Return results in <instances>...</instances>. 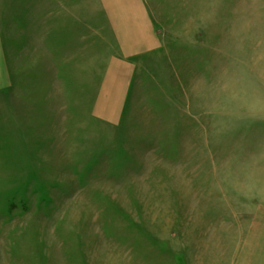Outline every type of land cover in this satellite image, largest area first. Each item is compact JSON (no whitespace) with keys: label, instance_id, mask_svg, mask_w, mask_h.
Listing matches in <instances>:
<instances>
[{"label":"rangeland","instance_id":"1","mask_svg":"<svg viewBox=\"0 0 264 264\" xmlns=\"http://www.w3.org/2000/svg\"><path fill=\"white\" fill-rule=\"evenodd\" d=\"M143 1L128 56L100 0H0V264H230L264 219V0Z\"/></svg>","mask_w":264,"mask_h":264},{"label":"crops","instance_id":"2","mask_svg":"<svg viewBox=\"0 0 264 264\" xmlns=\"http://www.w3.org/2000/svg\"><path fill=\"white\" fill-rule=\"evenodd\" d=\"M100 1L104 7L109 29L116 37L123 54L133 56L140 51L152 49V39L156 42L157 40L153 38L152 22L147 16V8L143 0ZM109 65V71L114 72V75L109 77L115 78L116 87L120 86L119 81L128 84L133 69L117 57H112ZM246 236L243 248L240 247L238 250L241 261H232L230 264H264V219L250 223Z\"/></svg>","mask_w":264,"mask_h":264}]
</instances>
